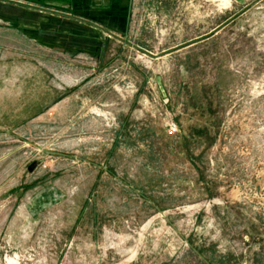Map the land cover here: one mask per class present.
Instances as JSON below:
<instances>
[{"label": "rangeland", "instance_id": "rangeland-1", "mask_svg": "<svg viewBox=\"0 0 264 264\" xmlns=\"http://www.w3.org/2000/svg\"><path fill=\"white\" fill-rule=\"evenodd\" d=\"M118 36L0 17V264H264V0H139Z\"/></svg>", "mask_w": 264, "mask_h": 264}, {"label": "crops", "instance_id": "crops-1", "mask_svg": "<svg viewBox=\"0 0 264 264\" xmlns=\"http://www.w3.org/2000/svg\"><path fill=\"white\" fill-rule=\"evenodd\" d=\"M139 0H0V17L14 18L19 28L56 46L84 50L106 43L105 33L119 37ZM90 31L100 37L89 38ZM96 42H94V40ZM113 40V39H112ZM118 42L117 40H114ZM108 42V40H107ZM100 44V45H99ZM175 49H172L173 51Z\"/></svg>", "mask_w": 264, "mask_h": 264}, {"label": "built area", "instance_id": "built-area-1", "mask_svg": "<svg viewBox=\"0 0 264 264\" xmlns=\"http://www.w3.org/2000/svg\"><path fill=\"white\" fill-rule=\"evenodd\" d=\"M175 131H176L175 126H174V125H171V126H170V131H169V133H170V134H173Z\"/></svg>", "mask_w": 264, "mask_h": 264}, {"label": "water", "instance_id": "water-1", "mask_svg": "<svg viewBox=\"0 0 264 264\" xmlns=\"http://www.w3.org/2000/svg\"><path fill=\"white\" fill-rule=\"evenodd\" d=\"M228 22H229V21H228ZM228 22H227V23H228ZM221 27H222V26H220V28H221ZM215 31H216V30H215ZM215 31H214V32H215Z\"/></svg>", "mask_w": 264, "mask_h": 264}]
</instances>
